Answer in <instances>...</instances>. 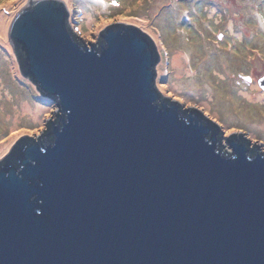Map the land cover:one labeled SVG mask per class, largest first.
I'll return each mask as SVG.
<instances>
[{
  "label": "water",
  "instance_id": "obj_1",
  "mask_svg": "<svg viewBox=\"0 0 264 264\" xmlns=\"http://www.w3.org/2000/svg\"><path fill=\"white\" fill-rule=\"evenodd\" d=\"M28 2L8 40L64 117L49 143L0 160V264H264L259 142L231 132L255 152L231 142L223 155L204 110L159 101L155 41L139 25L81 46L65 2Z\"/></svg>",
  "mask_w": 264,
  "mask_h": 264
},
{
  "label": "rangeland",
  "instance_id": "obj_2",
  "mask_svg": "<svg viewBox=\"0 0 264 264\" xmlns=\"http://www.w3.org/2000/svg\"><path fill=\"white\" fill-rule=\"evenodd\" d=\"M28 1L0 0V160L20 139L38 141L59 111L21 73L8 40ZM62 1L69 6L66 25L81 46L99 44L113 23L139 25L155 41L159 101L173 97L204 110L220 126L222 146H230L231 132H247L264 150V100L235 95L240 86L255 91L244 77H264V0ZM177 47L189 55V72L172 66ZM22 104L40 109L33 116Z\"/></svg>",
  "mask_w": 264,
  "mask_h": 264
},
{
  "label": "bare ground",
  "instance_id": "obj_3",
  "mask_svg": "<svg viewBox=\"0 0 264 264\" xmlns=\"http://www.w3.org/2000/svg\"><path fill=\"white\" fill-rule=\"evenodd\" d=\"M171 63H172V66H175L176 68V71H180L181 69L183 70H188L189 72V55L186 51H184L183 49L181 48H175L173 53L171 54ZM178 78H181V75H178L177 76ZM241 87V86H240ZM238 88V90L235 91V95L237 96H246V95H251L250 96V100H261L263 101L264 100V89H262L259 85H255V84H251V88L254 89L255 91L251 93H249L247 90L244 91V90H241V88ZM211 89V87H210ZM22 110L23 111H28V112H31V114L34 116L38 113L39 109L38 107H32L30 108L27 104H22ZM260 125H262L264 127V123H260Z\"/></svg>",
  "mask_w": 264,
  "mask_h": 264
},
{
  "label": "trees",
  "instance_id": "obj_4",
  "mask_svg": "<svg viewBox=\"0 0 264 264\" xmlns=\"http://www.w3.org/2000/svg\"><path fill=\"white\" fill-rule=\"evenodd\" d=\"M114 26H119V27H121V26H125V25H114ZM66 27H67V25H66ZM68 28V27H67ZM69 30V29H68ZM69 32H70V34H71V31L69 30ZM142 34H144L143 32H142ZM73 36V35H72ZM102 37V36H101ZM148 38H150L149 36H148ZM102 44H103V40L101 39L100 40V42H99V44H98V47L97 46H94L93 44H92V46L94 47V48H96V49H100L101 48V46H102ZM154 51H155V49H154ZM50 98V103H52L53 105H56L57 104V99H56V97L55 96H50L49 97ZM173 103L174 104H176V105H179L177 102H175V101H173ZM180 106V105H179ZM59 110V109H58ZM55 114L57 115L56 116V119L53 121V122H49L48 124H47V129L39 136V138H38V141L39 142H43V143H49L52 139H53V136H52V134H51V125L53 124V123H56V124H58V123H60L62 120H63V117H64V115H63V113H62V111H58V113H56L55 112ZM210 127L212 128V130H214V131H216V127H214L211 123H210ZM34 139L33 138H31V137H24V138H22V139H20L19 141H18V143H16V144H14L13 146H12V148H16V146H18L17 144H24L25 142H31V141H33ZM218 150H219V148H218ZM12 150H10V152H11ZM9 152V151H8ZM220 152L224 155H229V153L228 152H225L224 150H221L220 149Z\"/></svg>",
  "mask_w": 264,
  "mask_h": 264
},
{
  "label": "flooded vegetation",
  "instance_id": "obj_5",
  "mask_svg": "<svg viewBox=\"0 0 264 264\" xmlns=\"http://www.w3.org/2000/svg\"><path fill=\"white\" fill-rule=\"evenodd\" d=\"M248 78L249 79H246L245 77L243 78V79H245L246 80V82L247 83H254L255 85L256 84H258V81H257V79H256V77H253V75L251 76L250 75V77L248 76ZM260 78V77H259ZM190 111H192V113L195 115V117L196 118H198L200 121H202V122H206V117L203 115V114H200V113H198L196 110H193V109H191ZM203 119V120H202ZM222 139L223 138H221L219 135H218V133H217V131H216V145H217V147L219 148V149H221V150H224V149H222V145L220 144L221 142L220 141H222ZM228 140L226 141V143L228 144V145H230L231 146V142H237V143H243V144H245V146L247 147V149H248V151H249V154H251V152H255V150L253 149V148H250L248 145H247V140H243V138L242 137H240V136H237V135H235V134H233V135H231V138L229 139V138H227ZM228 153H230V152H228Z\"/></svg>",
  "mask_w": 264,
  "mask_h": 264
}]
</instances>
